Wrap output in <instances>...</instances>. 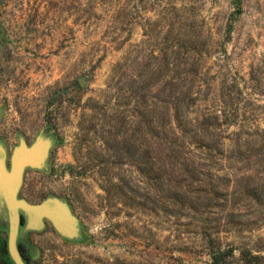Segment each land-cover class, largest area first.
Returning <instances> with one entry per match:
<instances>
[{
  "label": "rangeland",
  "instance_id": "rangeland-1",
  "mask_svg": "<svg viewBox=\"0 0 264 264\" xmlns=\"http://www.w3.org/2000/svg\"><path fill=\"white\" fill-rule=\"evenodd\" d=\"M20 142L48 149L17 198L75 220L21 215L24 264H264V0H0Z\"/></svg>",
  "mask_w": 264,
  "mask_h": 264
},
{
  "label": "water",
  "instance_id": "water-1",
  "mask_svg": "<svg viewBox=\"0 0 264 264\" xmlns=\"http://www.w3.org/2000/svg\"><path fill=\"white\" fill-rule=\"evenodd\" d=\"M48 149L47 143L35 142L27 147L23 142L15 147L6 166V155L0 146V204L7 218V247L14 264H24L16 249V236L20 225V215L25 217V228L40 230L42 220L47 219L59 234L67 236L74 229L75 220L66 206L54 198H48L39 204H29L17 198L26 168L40 169Z\"/></svg>",
  "mask_w": 264,
  "mask_h": 264
},
{
  "label": "flooded vegetation",
  "instance_id": "flooded-vegetation-1",
  "mask_svg": "<svg viewBox=\"0 0 264 264\" xmlns=\"http://www.w3.org/2000/svg\"><path fill=\"white\" fill-rule=\"evenodd\" d=\"M0 220L1 217H0ZM20 227H24V221H23V217L20 215ZM2 230V228L0 227V231ZM31 232H35V231H26L25 234L23 232H21L18 236V239H17V242H16V249L22 259V261L25 262V257L23 255V250H24V247H25V241L22 239L23 236H27L29 233ZM7 257L9 259V256H8V252H7V236L6 234H3L2 232H0V264H6L7 263V260H5L4 257ZM10 260V259H9ZM12 264V263H11Z\"/></svg>",
  "mask_w": 264,
  "mask_h": 264
},
{
  "label": "trees",
  "instance_id": "trees-1",
  "mask_svg": "<svg viewBox=\"0 0 264 264\" xmlns=\"http://www.w3.org/2000/svg\"><path fill=\"white\" fill-rule=\"evenodd\" d=\"M139 122H141V121H139ZM138 131H140V130H138ZM162 135H164V134H162ZM154 137H155V138H158V135H155ZM140 163H143L142 158L140 159Z\"/></svg>",
  "mask_w": 264,
  "mask_h": 264
}]
</instances>
